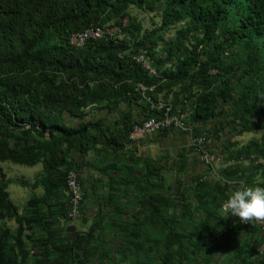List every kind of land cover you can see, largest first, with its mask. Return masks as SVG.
I'll list each match as a JSON object with an SVG mask.
<instances>
[{"label":"trees","instance_id":"trees-1","mask_svg":"<svg viewBox=\"0 0 264 264\" xmlns=\"http://www.w3.org/2000/svg\"><path fill=\"white\" fill-rule=\"evenodd\" d=\"M132 8L155 12L159 25L143 32ZM98 25L120 31L83 46L71 42L74 33ZM141 49L156 74L133 59ZM162 92L174 105L187 100L193 121H216L209 133H260L235 142L227 157L236 162L222 170L247 185L261 171L264 181V0H0V264H210L222 248L226 264H264L251 260L261 228L234 225L222 211L234 188L204 179L208 169L183 182L186 151L173 184L160 159L129 154L133 164L114 167L124 181L113 178L116 193L103 201L87 193L80 219L88 222L93 205V223L68 231L75 221L64 196L67 172H81L91 152L103 156L101 163L120 156L133 124L157 114L147 97L156 102ZM121 104L140 105L143 118L131 110L111 125L87 118L90 110L112 112ZM248 160L249 169L242 166ZM7 161L41 164L42 171L33 182L11 179L1 164ZM13 182L43 193L33 192L21 211L10 196ZM105 203L118 214L104 212Z\"/></svg>","mask_w":264,"mask_h":264},{"label":"built area","instance_id":"built-area-1","mask_svg":"<svg viewBox=\"0 0 264 264\" xmlns=\"http://www.w3.org/2000/svg\"><path fill=\"white\" fill-rule=\"evenodd\" d=\"M119 31L120 29L117 26H92L79 33H74L71 37V42L76 46H83L89 39H99L109 35L114 36ZM133 59L145 67L151 74H156V69L153 67V59L147 49H141L134 53ZM140 88L145 95L146 87L140 86ZM147 100L151 103L150 109L157 111V114L149 116L142 122L134 123L129 133V138L131 140H136L145 135L162 133L165 130H178L189 137V149L192 153L199 156L200 161L209 170V173L204 176V179H220L223 183L228 184L229 188H234V190L239 188L242 184L247 185L242 179H229L224 174L222 169L234 164L236 161L233 160L223 163L222 157L211 151L208 125L205 126L202 122H195L192 120L191 108L187 100H184L183 104L178 105H174L172 100H164L163 98H159V100L155 102L148 96ZM197 128H202V130L198 132ZM66 186L71 205L68 218L72 221H76L82 217L81 207L86 197V190L82 182L81 173L75 169L69 170L66 174ZM225 214L231 216L230 213ZM231 217H233L232 222L234 225L238 223L242 226L258 225L264 232V223L255 221L251 223H242L239 217ZM251 260L255 263L264 262V237L255 246V251L251 255Z\"/></svg>","mask_w":264,"mask_h":264},{"label":"crops","instance_id":"crops-1","mask_svg":"<svg viewBox=\"0 0 264 264\" xmlns=\"http://www.w3.org/2000/svg\"><path fill=\"white\" fill-rule=\"evenodd\" d=\"M120 112L122 110L124 111H129L131 110L132 113L134 114L135 118L137 119H142L144 116V110L143 108L138 105V104H134L132 107H129L126 104H121L119 106ZM115 111V110H113ZM112 111V112H113ZM89 115H88V119H95V114H96V118H106V115L110 112L108 109H101V111H97V110H90L88 111ZM98 112V113H97ZM119 116L116 117V120L119 119ZM107 119V118H106ZM115 120V121H116ZM107 121V120H106ZM114 121V122H115ZM79 123V119L77 118H71V120H69V124L72 126H75ZM107 125H111V123H107ZM245 136L243 135H238L237 139L239 140L240 138H244ZM177 139L180 140V144L182 146V153L180 155L183 154L184 151H190L189 150V137L182 133V132H169L167 135H160L156 136V134L153 135H145L143 137H139L136 140H131L130 142L127 143L125 145V147L123 148V150L121 152H119L120 156H116L115 155V159H118V161L113 160V156H110V158H108L107 161H105L104 163H101L103 156H98V154L91 152L89 153L88 156H86V159L84 162H86V165L83 166L81 173V178L83 181V185L84 188L86 190V195L87 193H94L96 195H98L101 199V201L104 200L103 197H107L109 194L114 193L115 190H113V178L119 180V184H122L124 181H122V173H119L115 170V166H118L117 163L120 162V166L122 165H130L133 164V160H134V156H129V154H134L135 153V158L138 157H143L146 159H152V160H156V159H160L161 160V155H159L157 152H155L156 148L158 147V149H160L161 151L164 150H170V148L173 147H177ZM241 144L243 145V143H240L239 146H241ZM164 153V152H163ZM192 152H187L186 155H188L187 158V168H191L192 170H194V174L191 175V177L197 175V174H201L207 171V167L200 161V158L195 155V154H190ZM105 155V154H104ZM179 155V158H180ZM71 156L73 157V159L75 161H77L79 159V155L76 151H72L71 152ZM181 159V158H180ZM181 162V161H180ZM114 163V164H113ZM264 163V162H263ZM138 165V164H137ZM141 164H139V166H141ZM251 164H249L248 162H244L242 163V166L245 168L249 169V166ZM109 166L113 167L112 170L108 171L107 170L110 168ZM180 167V166H178ZM42 171V168L39 169V171H37L34 175L33 178L29 179L33 182L34 179H36L37 176L40 175ZM164 173V172H163ZM165 175V173H164ZM167 175V174H166ZM165 175V177H166ZM169 176V175H167ZM171 176V174H170ZM190 177V178H191ZM112 178V179H111ZM188 177V179H190ZM263 176L261 174V171L259 172V174L254 178L253 184L248 186H260V183L264 182L262 181ZM99 181V183L95 186V183ZM116 183V186L119 185ZM29 187V186H28ZM263 187V186H261ZM31 188V187H29ZM115 188V187H114ZM32 189V188H31ZM33 192H35L36 194H42L43 193V188L41 186H38L36 189H32ZM117 192V191H116ZM115 192V193H116ZM64 196L66 198L67 192H64ZM57 199H54V202H56ZM246 235L244 233L241 234V236L239 237V241H244Z\"/></svg>","mask_w":264,"mask_h":264},{"label":"rangeland","instance_id":"rangeland-1","mask_svg":"<svg viewBox=\"0 0 264 264\" xmlns=\"http://www.w3.org/2000/svg\"><path fill=\"white\" fill-rule=\"evenodd\" d=\"M130 13H131L132 17L137 18L138 21H140L142 23L143 29H144L143 32L144 31H151L152 29H154L155 27H157L159 25L160 17L157 16L155 12H148V11L140 10L137 8H132L130 10ZM173 33H174V31L170 30L168 33H166V37L167 38L171 37L173 35ZM160 48L161 47H159V49ZM159 96H160V98H163L164 100H172V94H170V93L162 92L159 94ZM95 110H97V109H95ZM97 111L100 112L101 110H97ZM119 114H120V109H115V111L109 112L106 115V118H107L106 122L111 123V124L114 123V121L116 120V117L119 116ZM94 117L96 119V114ZM69 120H71V118H68V121ZM215 123H216V121H213L211 124H209L208 129L211 130V126L217 127L218 125ZM171 131L174 133L179 132L178 130H175V129H171ZM209 134H210L209 135V139H210L209 145H210L211 151L215 154L220 155L222 157L223 163H226L228 161L227 152L230 149H233L235 142H237L239 144L244 142V144H245L252 137H260L261 136L260 133H246L243 135V136H245L244 138H240L238 140L237 139L238 135H234L233 130H231L229 128H227L226 130H221V132H219L216 135H215V132H213V133L211 132ZM160 135H161V133L156 134V136H159V137H160ZM176 144H177V147L176 148L175 147L170 148V150L161 151L160 149H158V147L155 150V152H157L159 155H161L160 156L161 157L160 165L163 169V172L165 173V175L166 174L169 175V176L166 175V177H165L167 184H173L174 183V181L176 179L175 175L178 173V169H179L178 166H179L180 161H181V159L179 158V155L182 153V146L180 144V140L177 139ZM187 152H191V151H187ZM190 154H192V153H190ZM185 156L188 157V155H185ZM246 162L251 164V162L249 160ZM1 164L3 165V168H4L7 176L11 179H19L20 178V179L29 180V179L34 177L35 173L37 171H39V169L42 168L41 164H38V165L33 166V167L21 165V164H16V163H13L10 161L1 162ZM140 167H142V165ZM194 172L195 171L192 170L191 168H187L183 174L184 175L183 176V182L184 183L189 182L188 177L190 178L191 175L194 174ZM170 174H171V176H170ZM177 175H181V174L178 173ZM215 181H217V180H215ZM9 192H10V196H11L12 200L20 207L21 211L24 209V207L27 203V200L33 194V191L31 188H29L28 186H23L21 184L15 183V182H13L9 185ZM89 200L90 199H88V201L85 202V205H89L88 204V203H90ZM102 210L108 214H118V212L115 210V208L113 206L107 204V203L102 205ZM95 212H97L96 206L91 205L90 209L86 210V217L88 219V222L86 224H84L82 222V219H78L74 222V224L77 226V228L79 230H82V231L87 230L89 228V226L94 221V213ZM9 224L12 227H16L15 221H11V222H9ZM238 235L241 236V233ZM229 241H231V240L229 239ZM224 251H225V248L217 250V252L214 254V258L213 257L211 258L212 261L210 262V264H217V263L226 264L228 260H227L226 254H224Z\"/></svg>","mask_w":264,"mask_h":264},{"label":"clouds","instance_id":"clouds-1","mask_svg":"<svg viewBox=\"0 0 264 264\" xmlns=\"http://www.w3.org/2000/svg\"><path fill=\"white\" fill-rule=\"evenodd\" d=\"M222 211L239 217L242 223H264V187L242 184L223 203Z\"/></svg>","mask_w":264,"mask_h":264},{"label":"water","instance_id":"water-1","mask_svg":"<svg viewBox=\"0 0 264 264\" xmlns=\"http://www.w3.org/2000/svg\"><path fill=\"white\" fill-rule=\"evenodd\" d=\"M76 229H77L76 225H70V226L68 227V231H69V232H74V231H76Z\"/></svg>","mask_w":264,"mask_h":264}]
</instances>
